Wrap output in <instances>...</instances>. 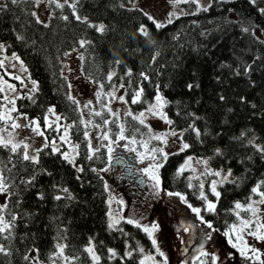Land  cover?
<instances>
[{
    "label": "trees",
    "instance_id": "1",
    "mask_svg": "<svg viewBox=\"0 0 264 264\" xmlns=\"http://www.w3.org/2000/svg\"><path fill=\"white\" fill-rule=\"evenodd\" d=\"M131 1L72 0L69 3L76 4L74 15L68 4L57 8L55 2L47 0L48 19L40 22L33 15L35 0L0 3L4 6L0 10V41L5 51L22 58L38 84L31 95L17 98L16 111L43 122L49 108H54L60 120L73 125L69 136L79 145L75 161L83 168L77 174L75 167L51 148L43 149L39 163L32 164L0 147V171L8 185L2 204L7 207L0 210V215L5 221L15 217L10 236L8 232L0 235V244L10 253H0V264H37L25 259L30 246L36 247L39 259L58 261L61 255L54 253L59 243L65 245L67 264H93L85 251L90 238L100 258L94 264H140L139 249L153 248L151 238L135 223L120 219L115 228L107 225L106 190L98 171L107 161V148L101 138L98 151L88 150L86 125L80 120L78 105L69 99L72 96L62 72L61 55L71 48L79 51L83 75L99 85L100 100L116 84L124 85L132 113L146 107L157 91L165 98L164 109L173 122L170 126L182 130L183 141L190 147L167 153L159 168L161 184L200 208V215L214 227L223 230L236 222L234 202L257 195L252 189L264 181V153L256 147H264V12L260 11L264 0H210L199 8L193 0H184L180 2L184 12L170 19L171 23L163 22L165 26L159 29L145 10ZM76 15L86 17L88 23L76 20ZM89 25H104V31ZM141 25L148 28L155 43L140 35ZM82 40L87 42L83 46ZM117 59L122 63L116 64ZM110 73L115 74L111 80ZM140 88L141 102L132 104ZM2 100L0 93V108ZM98 111L102 115L93 112L94 121L115 136L118 120L104 105ZM104 120L110 123L105 125ZM123 121L125 136L139 139L148 134L146 123L141 125L125 113ZM193 125L199 136L190 127ZM46 132L64 152L66 145L56 138L57 132L51 128ZM158 143L152 138L150 145ZM217 148L222 155L215 154ZM187 154L211 157L213 167L231 170L229 181L217 185L219 198L210 189L209 172H179V164ZM89 155L93 159H87ZM32 177L34 182L26 183ZM201 179L206 200L201 198ZM61 188H68L72 199L56 200L57 194L63 195ZM207 200L215 203L214 211L205 210ZM112 248L115 257L108 251ZM129 251L131 257L125 255Z\"/></svg>",
    "mask_w": 264,
    "mask_h": 264
},
{
    "label": "rangeland",
    "instance_id": "2",
    "mask_svg": "<svg viewBox=\"0 0 264 264\" xmlns=\"http://www.w3.org/2000/svg\"><path fill=\"white\" fill-rule=\"evenodd\" d=\"M70 1L72 0H69V2ZM181 1L184 0H132L131 4L144 9L156 22L163 23L184 12V7L180 4ZM193 1L197 8L204 7L210 2V0ZM2 2L3 0H0V3ZM34 11L35 15L40 20L47 21L49 14L47 0H39V2L35 0ZM170 13L172 14L171 16L169 15ZM0 44H2L1 41ZM12 54L11 52L5 51L4 48L0 49V61L4 62V66L0 67V93L3 99L1 102L0 117H4L0 119V137L12 140L14 143L23 140L24 143L31 145V149H36L45 143V137H47L49 141L53 140L49 138L46 132V128H51L53 132H57L56 138L65 143L66 149L64 152H68L70 156H73V145H76V142L70 138L69 129L66 135V140L68 142L60 139L61 136L65 135L64 126L69 124L60 119L58 120V115L55 112H47L43 118V122H41L37 117L29 119L23 112L12 111L13 108H17V98L19 96L24 94L31 95L36 89L32 84L34 78L30 76L28 68L22 58L15 53L20 58L17 60ZM61 60L63 63L62 72L66 75L69 84V93L79 102L77 105L80 112V120L86 125L85 131L89 133V141L93 149L99 146L105 131H107L109 136L108 140L104 139L107 148V161L103 166L98 168V171L103 177L104 186L105 183L108 185V188H105L107 225H109L113 219L119 221L120 219L127 220L129 218L149 228H151L153 223L158 224L159 230L153 233V237L157 240L160 250L167 256V264H202V262L203 264H211V261L208 262V260H210L209 256L202 255V252L215 254V256L219 258L216 264H260V262L255 259V256H253L251 260L242 257L240 255V249L244 248L245 251H248L249 255H252L250 247L255 248L258 250L257 254L264 260V240L248 235L249 231L264 234V204L258 203L264 198L257 194L249 196L245 201L236 200L234 202V210L236 213L239 212L237 221L223 230L217 229L212 224V228L210 229L208 223L211 222L205 219L204 221L208 223L202 222L200 220V214L198 215L192 211V208L197 207L192 206V208H190V204L180 197L169 196L167 194L169 192H179L165 189L161 184V180L159 187H154L153 185L155 182L151 179L150 175L142 171L148 168L149 173L153 172L155 164H161L164 159L161 154L152 153L150 151L152 148H163L165 153L182 148V145L185 143L182 136L179 135L182 133V130L175 129L164 119L150 114H146L145 117V123L148 126V134L139 139L135 138V143L132 142L131 137L125 135L126 139H118L120 127L115 136H112L108 129L102 130L101 127H96V125L100 124L94 121L92 113L98 111L102 105H104V107L107 105V108H110L112 112L116 113L115 118L118 120L119 126L123 125L124 113L131 110L125 96L124 87L121 88V84L112 86L105 92L104 100H100V98H97V92H101L99 85L88 79L81 71L78 49L71 48L65 51L61 55ZM21 61L23 62L22 64ZM22 69H26V71ZM16 76H19L20 79H15ZM9 85H13L14 90L10 88ZM110 93H115L116 97L123 95L127 103L113 98L109 95ZM158 93L160 94V92L157 91L146 107L134 111L133 114L137 115L145 111L150 104L155 103V97ZM163 99L165 100L164 97ZM89 101H92V104L88 107H83L88 104ZM162 112L167 116L164 106ZM110 114L112 115V113ZM25 116L27 119H25ZM46 117L47 123L52 125L50 128L45 124ZM35 120L39 121L40 130L44 132V136H40L37 132L32 130L35 125L31 124V122ZM14 123L21 125L28 124L30 126L14 128L12 127ZM173 131L178 135H171ZM164 133H167L166 144L159 140L156 146L150 145L151 139L155 135ZM250 139H254V136L250 135ZM54 141L57 142L56 140ZM113 141L115 142L113 143ZM56 146L59 145L56 144ZM109 146L113 149L111 161L108 159ZM119 149L130 156V158H128L129 164H127L130 168L125 171L127 177L124 176L120 180H118V177L120 176L122 165L113 163L116 160V150ZM119 152L120 151H118V153ZM153 155L156 157L155 160L152 159ZM189 157H192V159L189 160ZM203 160H209V158L206 156L187 154L180 162L179 169L183 166L191 175H200L206 172L210 173V171H221L222 176L229 170V168L226 167H213L210 161L205 165L202 162ZM75 165L76 172L79 174L80 171H78L77 168L80 167V165L77 164L76 161ZM103 169H107V171H103ZM155 171L159 176V169ZM134 175L140 176V180L134 181L131 178V176L133 177ZM222 176L218 177L211 174L209 182L210 189L212 181H217V189V185L220 183ZM231 177L232 173L229 178ZM201 184L204 185L203 179H201ZM201 191L203 192L204 188H202ZM6 197L7 193H0V205L5 203ZM109 201H111V203H109ZM121 201L123 203H121ZM237 202L243 205L244 207L241 209L245 210L248 204L257 202L254 203V208L257 210L256 214L254 215L251 210H246L247 212L242 214L240 212L241 209L235 208ZM109 213H111V215H109ZM244 220L250 222L252 226L250 229L243 228L242 221ZM233 225L236 226L235 229L232 228ZM226 232L229 233L228 236H225ZM209 234L211 235V239L207 238ZM238 236L240 239H237ZM229 240H231V243ZM88 244L89 242L86 246ZM233 244H236L237 247L234 248L232 246ZM57 251H59L58 248ZM230 253L231 255H229ZM26 255L30 257L31 260L37 262V264H67V257L64 254L61 255L58 261L51 260L46 262L39 259L35 246H30L26 251ZM149 257L151 258L149 259ZM139 260H143L144 263L152 261L156 264H164V257L159 255L154 246L151 250L140 252ZM94 262L95 261L92 259L93 264Z\"/></svg>",
    "mask_w": 264,
    "mask_h": 264
},
{
    "label": "snow or ice",
    "instance_id": "3",
    "mask_svg": "<svg viewBox=\"0 0 264 264\" xmlns=\"http://www.w3.org/2000/svg\"><path fill=\"white\" fill-rule=\"evenodd\" d=\"M11 2L13 4L17 3V0H11ZM37 2H39V0H37ZM50 2H55V6L57 8H63L65 6V4H68L69 7H71L73 9V14L75 15V9H76V4L75 3H69V0H64L63 3H60L59 0H50ZM185 2H187V0H185ZM253 3H255V0H252ZM4 6L3 5H0V10H2ZM261 12H264V9H261L260 10ZM33 15H35V13H33ZM145 15H148L147 13H145ZM170 16L172 15L171 13L169 14ZM76 20L78 21H81L83 23H88L87 21V18H81L79 15H76L75 16ZM64 19H68L67 17H64ZM148 19L149 20H152L153 23L155 24V27L157 29L161 28V27H164L165 25L162 24V23H158L154 20L153 17L151 16H148ZM37 22H40L39 21V18L37 17ZM168 23H171V20L169 19ZM91 27H95L97 31L99 32H103L104 31V25H99V26H95V25H89ZM139 33L141 36L145 37L146 39H149V42L150 43H155L154 41H151L150 39V32L148 30V28L144 25H141L140 28L138 29ZM243 31L247 32L248 29H243ZM18 39H23L22 36H18ZM85 43H87L86 41H80V44L81 46H83ZM5 46L3 44H0V49H3ZM13 57L17 60H19L20 58L15 54L13 53L12 54ZM23 62L21 61V64ZM116 64H120L122 63L120 60H116L115 61ZM4 66V62L3 61H0V67H3ZM24 71H26V69H22ZM130 75V71L128 73ZM115 75L114 73H110L109 76H108V79L111 80L112 79V76ZM143 76V78L146 80L148 79V77L145 75V74H141ZM15 79H20L19 76H16ZM32 84L34 86V88H37L38 89V84L35 80L32 81ZM198 86V85H197ZM10 88H12L14 90V86L13 85H9ZM103 87V85H101V88ZM121 88L124 87L123 84L120 85ZM193 87V85H189V88ZM142 93H143V89L140 88L138 89L132 100H131V103L132 104H137L138 102H141V96H142ZM110 96H112L113 98L115 99H118L120 101H123L124 103H127V101L125 100V97L123 95L121 96H118L116 97L115 96V93H110L109 94ZM100 97V93L97 92V98L99 99ZM69 99L72 100L73 103L75 104H78L79 102L77 100H75L74 97H69ZM221 100L224 99L223 96L220 97ZM167 103L166 100L163 99V97L158 93L155 97V103L153 104H150L146 109L145 111H142L140 112L139 114L137 115H134L131 111H128L125 113V115L127 116H130L133 120H137L141 125H144L145 124V117H146V114H150V115H153V116H159L161 119H164L168 124H172L173 122L167 118L166 114L162 112V108L163 106ZM92 104V101H89L88 104L84 105L83 107H88L89 105ZM105 108L107 109V111H109L110 113H112L113 116L116 115V113L112 112V110L110 108H107V105H105ZM12 111H16L15 108L12 109ZM49 112H54V108H49L48 110ZM96 116H101L102 113L99 112V111H96L94 113ZM4 117H0V119H3ZM25 119H27V117L25 116ZM57 119L59 120L60 117L58 116ZM103 123L105 125L109 124L110 121L108 120H104ZM31 124L35 125V127L32 129L33 131L37 132L38 135L40 136H44V132L40 130V125H39V121L38 120H35V121H32ZM45 124L47 127H52L51 124H48L47 123V117L45 118ZM30 125L28 124H24V125H21V124H12V127L14 128H21V127H29ZM73 127V125H65L64 126V132H65V135L64 136H61L60 139L61 140H64L65 142H68L66 140V135H67V131L69 128ZM96 127H100V125H96ZM120 132H119V135H118V139L120 140H123V139H126V137L124 136V125H120ZM192 128V130L196 131L197 133V136L200 135V132L198 129H195L194 128V125L193 126H190ZM138 131V129H137ZM171 135L173 136H177L178 134L173 131L171 133ZM179 135H183V133H180ZM243 135V134H242ZM166 136H167V133H164V134H159V135H155L153 138L156 139V140H161L163 141L164 144L167 143V139H166ZM84 137H85V140H86V143H87V148L88 150L90 151H98L99 149L96 148V149H93L90 141H89V133L87 131L84 132ZM103 138L105 140H108L109 139V136H108V133L107 131H105L103 133ZM115 141H113L114 143ZM132 142L135 143V138L133 137L132 138ZM249 143H252L251 141ZM0 147L2 148H8L10 152H12L13 154H18L21 156L22 160L23 161H28L32 164H38L39 163V154L41 151H43V149H47V148H51L53 152H57V153H60V155L63 157L64 160L68 161L70 164H72L74 167H76L75 165V156H78L79 155V152L77 151V149L79 148V145H73V152L75 153V155L73 156H70L68 152H60V148L56 146V143L54 140H51L49 141L47 137H45V143L43 144V147L42 148H36V149H31V145L28 144V143H24L23 140L19 141V142H16L14 143L12 140H7V139H4L3 137H0ZM126 147V145H125ZM190 145H188L187 143H184L182 145V148H181V151L189 148ZM258 148V150L262 153H264V147H261V146H256ZM31 149V150H30ZM134 151V149H133ZM152 153H159L161 154V156L166 159L167 158V153L164 152L163 148H152L150 150ZM112 152H113V149L109 146L108 147V159L109 161L112 160ZM215 154L216 155H222V151L221 149L217 148L215 149ZM87 159L91 160L93 159V156L92 155H89L86 157ZM143 158V157H141ZM152 159H156L155 155L152 156ZM189 160L192 159V157H189L188 158ZM211 159V157L209 158V160ZM209 160H203L202 162L207 165ZM160 167H162V164L160 163H156L155 166H154V171L149 173V169L148 168H145L143 169L142 171L145 172V173H148L151 177V179L155 182L154 183V187H159L160 185V179H159V176L156 174V171L155 170H158ZM78 171L80 172H83V168L82 167H78L77 168ZM184 168L183 166L181 167V169H179V172H183ZM93 171H96L95 169H93ZM103 171H107V169H103ZM210 171V170H209ZM210 174L214 175V176H222V172L221 171H210ZM49 175H51L49 173ZM231 176V170L229 169L226 173L223 174L222 176V179L220 181V183H224V182H228L229 181V177ZM35 180V177H32L31 180L29 181H26V183L28 184H31L33 183ZM216 184H217V181H212V184H211V191L212 193L217 197L219 198L220 197V192H218L216 190ZM189 187H191V185H189ZM264 187V181H261L260 183H258L255 187H253L252 189V192L253 193H256L258 194L260 197L264 198V191L261 190V188ZM105 188L107 189L108 188V185L105 183ZM201 188H203V184H201ZM8 192V185L6 184L5 182V177L3 175V171H0V193H7ZM59 192L60 193H63V195L61 194H57L54 198L56 200H61V199H72V196H71V193L69 191L68 188H61L59 189ZM169 196H177V197H180L181 199H184V197L181 196L180 193H167ZM41 199H43V195L41 194L40 196ZM201 198L202 199H207V197L204 195L203 192H201ZM187 202V201H185ZM109 203H111V201H109ZM121 203H123L121 201ZM254 203H257V202H253V203H250L247 205V209L246 210H251L253 212V214L255 215L256 214V209L254 208ZM258 203H262L264 204V199H262L261 201H259ZM7 205H0V210L6 208ZM190 208H192L191 205H189ZM215 203H213L212 201H208L207 203V207H206V211H214L215 210ZM242 207H244L243 205H241L239 202H237L235 204V208L236 209H241ZM192 211L197 213L198 215L201 213V209L200 208H192ZM238 216H239V212L236 213ZM109 215H111V213H109ZM15 220V217H12V220L11 221H5V218L4 216L0 215V235H2L3 233L5 232H8L9 233V236L11 234V229L13 227V221ZM200 220L202 222H205V223H208L207 221H204V218L202 215H200ZM119 223L118 220H115L113 219L110 223H109V228H115L116 225ZM127 223L129 224H133L135 223L137 227H143V231L150 237L152 238L151 239V242L153 244V246L156 248V251L159 253V255L161 257H164V264H167V256L165 255V253L163 251L160 250L159 246H158V242L157 240L153 237V233L158 231L159 230V225L156 224V223H153L151 225V228H149L148 226H142L139 224L138 221H134L133 219L129 218L127 219ZM242 225H243V228L245 229H250L252 226L250 224L249 221L247 220H244L242 221ZM208 227L211 229L212 228V225L211 223H208ZM233 229L236 228L235 225L232 226ZM229 233L226 232L225 233V236H228ZM248 235L250 236H253L257 239H260V240H264V234H258L257 232H254V231H249L248 232ZM4 238H8V237H4ZM208 239H211V235L209 234ZM237 239H240V237L238 236ZM229 242L231 243V240H229ZM234 248L237 247L236 244H233L232 245ZM64 247L65 245H62V244H58L57 245V248L59 249V251L57 253H54V255H57V256H60L63 254V250H64ZM250 247V246H249ZM85 251L89 254H91L92 256V259L94 261H98L100 258L99 256H97L95 254V249H94V245L92 243V239L90 238L89 239V244L86 246L85 248ZM111 254H112V257H115L116 256V252L115 250L113 249H109L108 250ZM139 251L143 252V248H140ZM250 251L252 253V255H249L248 251H245L244 248H241L240 249V255L242 257H244L245 259L247 260H251L253 258V256H255V259L258 260L260 262V264H264V260L261 259L260 255H258V250L255 249V248H251L250 247ZM0 253L4 254V255H9L10 253L8 252V250L4 247L3 244H0ZM126 256H129L131 257L132 256V252L129 251L125 254ZM202 255H205V256H209L210 258V261H211V264H216L217 260L219 259L217 256H215V254H210V253H207V252H202ZM231 255V253L229 254ZM30 257L28 256H25V259H29ZM151 257H149L150 259ZM140 264H144V261L141 260L140 261ZM203 264V262H202Z\"/></svg>",
    "mask_w": 264,
    "mask_h": 264
},
{
    "label": "flooded vegetation",
    "instance_id": "4",
    "mask_svg": "<svg viewBox=\"0 0 264 264\" xmlns=\"http://www.w3.org/2000/svg\"><path fill=\"white\" fill-rule=\"evenodd\" d=\"M116 154V153H115ZM122 154H124V155H122ZM122 154H120V153H117L116 155H118V157L119 156H122V157H124L123 159L125 160V164L123 165V167H122V169H121V172H120V177H119V180L122 178V177H124V176H126L127 177V175H126V170L128 169V168H130L127 164H129V160H128V158H130V156L128 155V154H126V153H122ZM123 159H121L122 161H124ZM129 177V176H128ZM131 178L134 180V181H137V180H140V176H138V175H134L133 177L131 176Z\"/></svg>",
    "mask_w": 264,
    "mask_h": 264
},
{
    "label": "water",
    "instance_id": "5",
    "mask_svg": "<svg viewBox=\"0 0 264 264\" xmlns=\"http://www.w3.org/2000/svg\"><path fill=\"white\" fill-rule=\"evenodd\" d=\"M122 158H116V160L113 163H119V164H123V161L121 160Z\"/></svg>",
    "mask_w": 264,
    "mask_h": 264
}]
</instances>
